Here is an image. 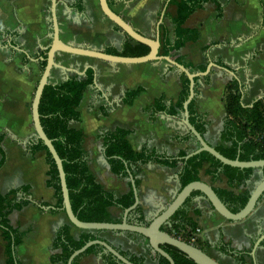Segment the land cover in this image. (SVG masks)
Returning <instances> with one entry per match:
<instances>
[{"label": "crops", "instance_id": "obj_1", "mask_svg": "<svg viewBox=\"0 0 264 264\" xmlns=\"http://www.w3.org/2000/svg\"><path fill=\"white\" fill-rule=\"evenodd\" d=\"M77 1L59 0L57 18L61 41L95 51H121L127 36L106 19L99 0H82L81 11L75 9ZM175 2L108 0L114 13L148 39L155 40L156 28L162 21L160 39L163 27L171 44L175 41ZM218 2L222 6L221 16L214 3H207L188 19L186 28L199 31V42L188 44L179 54L194 67L206 66L207 70L212 62L217 66L206 76L210 83L203 81L206 77L200 78L196 90L197 113L207 117L210 123L204 138L213 148L221 145L220 133L226 117L223 95L227 82L232 79L226 70L248 88L244 106L250 107L264 98V0ZM50 6L51 0H0V135H7L4 142L6 163L0 170V195L28 186L32 201L53 206L54 191L47 187L48 168L44 154L31 158L21 146L35 137L31 108L42 75L39 58L44 56L53 38ZM218 62H223L224 68ZM56 63L74 71L53 69L50 84L54 85L77 77L76 72H83L87 67L94 71L97 84L89 87L84 95L79 108L81 123H71L70 127L84 131L85 150L93 153L89 156L90 170L108 191L123 196L129 192L130 183L128 178L110 173L102 154V143L97 140L101 131L116 128L132 131L130 144L135 151L147 148L157 154L176 156L181 151L197 149L194 141L185 144L176 141L177 136L184 133L180 122L164 115L152 122L150 115L143 112L155 99L165 96L169 104L181 92L180 74L170 71L166 62L123 65L59 54ZM137 88H143L145 92L133 106L123 104L124 93ZM101 108L106 109L107 116L101 114ZM180 172L181 168L159 165L142 168L139 199L145 216L171 203L173 196L181 190ZM261 179L262 174L257 172L249 183V190L252 191ZM201 181L212 188L219 187L204 173ZM22 197L20 195L19 199ZM188 212L189 218L202 230L201 245L219 264H236L234 258L219 251L222 239L232 249L251 254L254 243L264 234V198L248 219L238 223L222 218L202 194L190 200ZM111 213L118 214L114 209ZM67 222L64 214L41 212L34 206L11 214V226L25 235L23 243L16 249L19 264H52L53 241L57 231ZM71 234L78 239L81 231L72 227ZM103 236L114 248L125 252L144 255L149 248L147 241L135 243L124 234L106 233ZM250 260L253 264H264V248L260 246L255 261L251 255ZM0 264H7L1 234ZM82 264L107 263L103 256L100 259L99 254H91L83 258Z\"/></svg>", "mask_w": 264, "mask_h": 264}, {"label": "trees", "instance_id": "obj_2", "mask_svg": "<svg viewBox=\"0 0 264 264\" xmlns=\"http://www.w3.org/2000/svg\"><path fill=\"white\" fill-rule=\"evenodd\" d=\"M207 3H214L218 16H221L222 6L218 0H176L177 13L173 21L175 27L173 44L169 42L168 33L161 27L159 55L169 57L190 73L205 72L206 66L194 67L193 64L179 55L188 44H195L199 42L200 38L199 31L187 29L186 23L195 12L202 9ZM82 5V0H78L75 9L81 11ZM115 28L122 32L118 27ZM106 53L124 58H140L147 56L150 53V48L127 37L121 51L109 49ZM217 64L222 68L225 66L223 62ZM45 66L46 62H41L42 72ZM169 69L175 71L172 66H169ZM94 79V71L88 70L83 79L78 76L70 77L59 85L49 84L46 86L39 105L40 121L46 136L52 141L63 163L71 207L77 219L83 223L120 224L124 211L135 203L131 185L129 184V192L123 196H117L105 189L90 170L89 156L85 150L86 135L84 131L70 127L71 123H81L79 108L87 89L94 85ZM179 80L181 92L175 101L167 104L165 96H161L143 110L144 113L150 115L152 122H155L157 117L161 115L180 122L184 112L183 105L189 96V80L184 74L179 76ZM200 80V78L195 79V99L189 105L188 111L191 125L202 137H205L210 123L207 117L199 116L196 108V90ZM203 81L206 84L210 83L209 77L204 78ZM248 91V88L237 77L227 82L223 95L226 117L220 133L221 145L215 147V150L226 159L239 160L244 163L264 161V98L254 102L252 106L246 107L243 100L248 96ZM144 92L143 88H137L124 93L122 96L123 104L133 106L137 98ZM100 111L103 116H107L106 109L101 108ZM131 135L132 131L130 130L116 128L112 131H101L97 140L102 143V154L110 173L116 177L127 179L129 171L134 177L138 192L142 168L147 165H159L170 169L181 168L178 175L181 190L191 183L201 181V174L204 173L213 184L219 185L213 189L220 201L233 214L239 213L248 203L251 194L248 186L258 170L226 166L206 152L185 161L190 153L189 150L181 151L176 156L157 154L147 148L135 151L130 144ZM6 139L7 135H0V153L2 155L0 170L6 163L4 149ZM176 141L185 144L193 142L194 138L188 131L184 130L183 134L177 136ZM21 146L31 158L37 154H44L48 168L47 187L54 191L55 205L51 206L48 203L28 200V197L31 196V189L28 186L12 190L6 195H0V234L5 244L7 264H19L16 249L23 243L25 237L23 233L11 226V214L34 206L41 212L48 211L53 215H65L58 170L48 149L36 137ZM262 176L264 177V169ZM20 195L23 197L19 199ZM197 196H201V194L199 192L192 194L191 199L173 216L170 225L163 228L164 232L177 239L181 237L186 241V237L197 228L196 224L189 218L188 212L190 200ZM113 209L117 211V215L111 213ZM127 222L130 225L148 226L146 216L140 205L129 213ZM71 230L72 226L67 222L57 231L52 244L53 255L50 258L52 264H68L72 253L87 243L98 240L109 243L103 236L106 233L121 234L102 231L81 232L79 238L76 239L71 234ZM124 235L135 243L146 241L137 234L124 233ZM195 247L207 253V249L201 243ZM261 247L264 248V241L261 243ZM161 249L171 257L174 264H195L173 247L163 245ZM116 250L132 264H169L166 259L154 253L150 248L144 255L125 252L121 249ZM219 251L225 256L234 258L236 264H253L250 260V252L236 251L223 239L219 245ZM102 252L101 247L92 246L84 254L77 257L72 264H82L84 257ZM103 259L107 264H119L112 255L103 254Z\"/></svg>", "mask_w": 264, "mask_h": 264}, {"label": "water", "instance_id": "obj_3", "mask_svg": "<svg viewBox=\"0 0 264 264\" xmlns=\"http://www.w3.org/2000/svg\"><path fill=\"white\" fill-rule=\"evenodd\" d=\"M59 0H51L50 13H51V21L53 28V38L52 43L48 49H45V56L39 58L40 62L45 61L46 66L42 72L40 81L35 91L34 100L32 103V122L33 129L35 132V137L42 141L45 147L48 149L51 154L60 179L62 198H63V206L65 211V217L67 221L70 223L72 227L80 230L81 232H115V233H133L142 236L148 243L149 248L156 254L160 255L164 259H166L169 264H174V261L171 257L165 253L161 246L167 245L173 247L183 253L189 260L193 261L195 264H219L214 259H212L207 253L203 252L199 248L189 245L188 243L181 241L175 237L170 236L168 233L163 231V228L170 225L171 219L173 216L186 204V202L191 199L192 194L195 192H199L202 194V198L206 199L214 211H216L222 218L231 223L243 222L248 219L256 210L257 206L260 203V200L264 197V177L260 182L256 184L254 189L251 191L250 199L246 206L237 214L231 213L224 204L220 201L218 196L216 195L214 189L205 184L202 181L194 182L187 185L185 188L176 193L171 203L163 205L160 210L152 215L146 216V221L148 222V226H140V225H130L127 222L129 213L133 211L136 207L140 205L139 192L136 188L135 181L133 175L128 171V180L131 185V189L133 191L135 197V203L129 209H126L123 214V219L120 224H109V223H83L77 219L74 215L71 202L69 198V190L67 188L66 176L63 169V163L58 156L52 141L46 136L40 121L39 115V105L41 102V98L46 86L50 84V77L53 69H60L65 72H72L73 69L66 68L60 66L56 63V57L59 54H66L74 57L88 58V59H96L103 62L111 63V64H123V65H142L152 62H166L169 66H172L178 74H184L189 80V96L185 101L183 108V117L180 120V124L184 128V130L188 131L194 138L195 143L198 145L197 149L191 151L188 156L185 158V161L190 158L202 153L206 152L213 156L215 159L220 161L222 164L226 166H230L233 168L240 169H255L258 170L262 174V170L264 169V161L257 162H249L244 163L239 160L231 161L223 157L219 154L215 148L207 143L204 137H202L195 128L191 125L189 120V105L195 99V79L204 78L208 76L211 72L212 68L217 67L213 62L209 63L207 70L205 72L199 73H190L183 66L178 63L172 61L169 57H162L159 55V51L161 48L160 43V24L156 28V38L155 40L148 39L138 33L133 27L124 21L119 15L114 13L108 3V0H99V5L103 15L108 19L114 26L118 27L129 39L138 42L140 44L146 45L150 48V53L145 57L140 58H124L109 55L106 52L95 51L88 48H80L74 47L69 44H65L60 39V26L57 18V8H58ZM88 67L83 70V72H76L78 77L85 76L87 73ZM226 72L235 78V75L230 71L226 70ZM96 78V77H95ZM96 79L94 80V86H96ZM106 162V160L104 159ZM28 200L32 201L30 197ZM264 241V234L260 235V237L256 240L253 245L251 251V257L255 261V255L257 250L260 248L261 243ZM99 246L103 249V252L99 254V258L102 259L103 254L112 255L119 264H132L128 259L123 257L112 245L104 241H93L87 243L84 247L79 250H76L72 253L68 260V264H72L73 261L84 254L90 247Z\"/></svg>", "mask_w": 264, "mask_h": 264}, {"label": "built area", "instance_id": "obj_4", "mask_svg": "<svg viewBox=\"0 0 264 264\" xmlns=\"http://www.w3.org/2000/svg\"><path fill=\"white\" fill-rule=\"evenodd\" d=\"M181 241H184L181 237L178 238ZM186 243L189 245L195 246L202 241V230L200 228H196L190 235H188L185 239Z\"/></svg>", "mask_w": 264, "mask_h": 264}, {"label": "rangeland", "instance_id": "obj_5", "mask_svg": "<svg viewBox=\"0 0 264 264\" xmlns=\"http://www.w3.org/2000/svg\"><path fill=\"white\" fill-rule=\"evenodd\" d=\"M91 144H93L92 142H90ZM89 143H88V147H89ZM196 147H198L197 145H196ZM90 150H93V149H90ZM87 152V154H88V156H90V157H92L93 156V153L92 152H90V151H86Z\"/></svg>", "mask_w": 264, "mask_h": 264}]
</instances>
